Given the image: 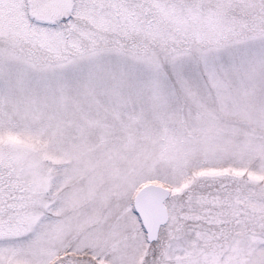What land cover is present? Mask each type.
<instances>
[{
  "label": "snow or ice",
  "instance_id": "6c2138e0",
  "mask_svg": "<svg viewBox=\"0 0 264 264\" xmlns=\"http://www.w3.org/2000/svg\"><path fill=\"white\" fill-rule=\"evenodd\" d=\"M0 264H264V0H0Z\"/></svg>",
  "mask_w": 264,
  "mask_h": 264
}]
</instances>
